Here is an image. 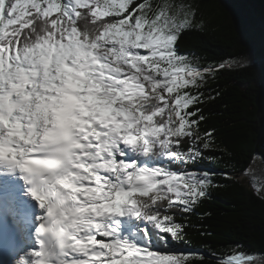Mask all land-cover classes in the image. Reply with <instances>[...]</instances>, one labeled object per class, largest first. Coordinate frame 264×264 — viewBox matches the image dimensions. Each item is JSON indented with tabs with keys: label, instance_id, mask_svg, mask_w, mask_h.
<instances>
[{
	"label": "snow or ice",
	"instance_id": "snow-or-ice-1",
	"mask_svg": "<svg viewBox=\"0 0 264 264\" xmlns=\"http://www.w3.org/2000/svg\"><path fill=\"white\" fill-rule=\"evenodd\" d=\"M195 15L183 0H0V171L22 173L42 210L18 264H206L177 247L181 213L227 176L201 89L245 62L182 53Z\"/></svg>",
	"mask_w": 264,
	"mask_h": 264
},
{
	"label": "trees",
	"instance_id": "trees-1",
	"mask_svg": "<svg viewBox=\"0 0 264 264\" xmlns=\"http://www.w3.org/2000/svg\"><path fill=\"white\" fill-rule=\"evenodd\" d=\"M183 2L195 8L202 28L178 37L182 53L199 58L202 66L229 58L255 62L225 70L201 89V130L213 133L216 152L223 154V162L211 167L227 176L219 175L220 186L191 213H181L192 227L190 244L177 247L202 253L206 264H217L210 251L264 254V199L232 177L246 171L258 152L264 154V0Z\"/></svg>",
	"mask_w": 264,
	"mask_h": 264
},
{
	"label": "bare ground",
	"instance_id": "bare-ground-1",
	"mask_svg": "<svg viewBox=\"0 0 264 264\" xmlns=\"http://www.w3.org/2000/svg\"><path fill=\"white\" fill-rule=\"evenodd\" d=\"M256 160L253 161L252 165H250L248 167V169L246 171H243L242 173L238 174L240 177V180L242 181H250L253 183V180H259V181H263L264 182V170H258L255 168L256 165ZM254 189V187H253ZM255 190V189H254ZM264 188L262 189V192L260 194V196L264 197ZM98 239H100L99 237H97ZM103 259V258H101Z\"/></svg>",
	"mask_w": 264,
	"mask_h": 264
},
{
	"label": "rangeland",
	"instance_id": "rangeland-1",
	"mask_svg": "<svg viewBox=\"0 0 264 264\" xmlns=\"http://www.w3.org/2000/svg\"><path fill=\"white\" fill-rule=\"evenodd\" d=\"M244 62H245L244 65H247V64H251V63L255 62V60H254V58H250V59L248 58V59H246ZM254 160L257 161V162H256V165H257V166H255V168L258 169L259 171H260V170L263 171V170H264V162H263V160L260 158V156L256 155V157H255ZM232 177L235 178V180H237V181L243 183L247 188L253 190V191L256 193V191L253 189V183H252V182H250V181H245V180H244V181L240 180L239 175H233ZM255 181H257V183L259 184V186L261 187V189L264 188V182H263V181H259V180H255ZM263 191H264V190H263ZM261 198H262V197H261ZM263 199H264V198H263ZM99 238H100V237H99Z\"/></svg>",
	"mask_w": 264,
	"mask_h": 264
},
{
	"label": "water",
	"instance_id": "water-1",
	"mask_svg": "<svg viewBox=\"0 0 264 264\" xmlns=\"http://www.w3.org/2000/svg\"><path fill=\"white\" fill-rule=\"evenodd\" d=\"M261 129H262V128H261ZM257 155H258V156H260V158H261V159L263 160V162H264V154H263V153H260V152H258V153H257Z\"/></svg>",
	"mask_w": 264,
	"mask_h": 264
}]
</instances>
